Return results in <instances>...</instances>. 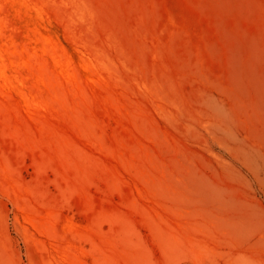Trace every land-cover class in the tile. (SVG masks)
Here are the masks:
<instances>
[{"label":"rangeland","instance_id":"374dc122","mask_svg":"<svg viewBox=\"0 0 264 264\" xmlns=\"http://www.w3.org/2000/svg\"><path fill=\"white\" fill-rule=\"evenodd\" d=\"M0 264H264V0H0Z\"/></svg>","mask_w":264,"mask_h":264}]
</instances>
